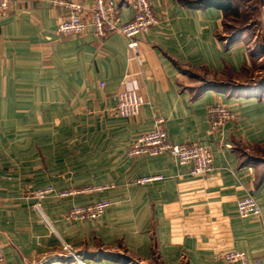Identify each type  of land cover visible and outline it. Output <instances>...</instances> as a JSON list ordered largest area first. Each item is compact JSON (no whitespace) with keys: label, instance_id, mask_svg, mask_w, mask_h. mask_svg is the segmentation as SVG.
<instances>
[{"label":"crops","instance_id":"0c3cea01","mask_svg":"<svg viewBox=\"0 0 264 264\" xmlns=\"http://www.w3.org/2000/svg\"><path fill=\"white\" fill-rule=\"evenodd\" d=\"M60 1L94 0H11L0 16L2 264H225L226 251L264 264V0H150L159 24L137 37L141 64L119 33L57 34L70 13ZM113 1L129 22L132 0ZM127 86L144 104L115 117ZM216 106L233 118L213 129ZM159 116L170 143L212 153L208 175L168 153L127 156ZM46 188L68 194L39 213L33 193ZM245 197L258 218L237 216ZM100 201L109 207L95 221L65 218Z\"/></svg>","mask_w":264,"mask_h":264},{"label":"built area","instance_id":"2783aa9c","mask_svg":"<svg viewBox=\"0 0 264 264\" xmlns=\"http://www.w3.org/2000/svg\"><path fill=\"white\" fill-rule=\"evenodd\" d=\"M11 0H0V16L9 11ZM57 6L67 8L70 13L61 23L57 25L56 32L63 36L81 37L90 30L95 36L104 39L112 34L119 33L128 39L127 48L132 53L133 58L140 64L143 63V57L140 54L137 37L145 34L154 26L159 24V19L154 13L150 0H132L130 2L132 19L127 23H121L116 10V4L113 0H94L89 5L76 2H57ZM103 83H100V87ZM115 106L112 115L119 118L136 117L142 105L143 98L137 92L134 86H127L115 94ZM211 118V128L218 129L233 116L229 111L216 106L209 109ZM164 153L172 155L179 166L189 167L192 177H205L212 170V153L199 144L175 145L167 140V133L164 128V119L159 116L155 119V129L134 137L127 150L129 158L140 156H158ZM160 177L143 178L138 182L147 183ZM88 189V190H101ZM87 190V191H88ZM39 201L36 209L40 211L39 203L44 197L53 194V190L46 188L37 191ZM68 193L55 194L56 197H65ZM41 200V201H40ZM109 207L108 201H100L85 207H73L65 213L68 221L84 222L99 219ZM260 208L251 197L240 199L236 203V214L240 219L258 218ZM262 255L264 257V234L261 241ZM217 260L225 264H249L246 254L243 251H226L217 255ZM77 264H84L81 260L75 259ZM3 262V246L0 243V264ZM252 264H263L261 260H254Z\"/></svg>","mask_w":264,"mask_h":264},{"label":"trees","instance_id":"16d2710c","mask_svg":"<svg viewBox=\"0 0 264 264\" xmlns=\"http://www.w3.org/2000/svg\"><path fill=\"white\" fill-rule=\"evenodd\" d=\"M182 1H184V0H181V2ZM212 2H213V0H201L198 2H197V0H188L187 2L184 1V3H186L187 5L194 6L197 8H200V7L204 8L208 5H210Z\"/></svg>","mask_w":264,"mask_h":264},{"label":"rangeland","instance_id":"374dc122","mask_svg":"<svg viewBox=\"0 0 264 264\" xmlns=\"http://www.w3.org/2000/svg\"><path fill=\"white\" fill-rule=\"evenodd\" d=\"M139 113H140V112H139ZM138 115H139V114H138ZM138 115H137V116H138ZM40 190H43V189H40ZM37 191H39V190H37ZM37 191H35V192L33 193V197L36 199V201H39L38 198H37V194H36ZM52 195H54V194H52ZM49 196H51V195H48V196L44 197V198L41 199V200H44L45 198H47V197H49ZM54 196H55V195H54ZM41 200H40V201H41ZM40 203H41V202H40ZM40 203H39V205H40ZM37 204H38V202H36V204H35V209H36ZM36 211L40 213V212H41V207H40V211H38L37 209H36ZM94 221H95V220H94ZM75 259H76V258H73L74 263L77 264L76 261H75Z\"/></svg>","mask_w":264,"mask_h":264}]
</instances>
